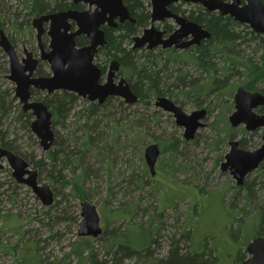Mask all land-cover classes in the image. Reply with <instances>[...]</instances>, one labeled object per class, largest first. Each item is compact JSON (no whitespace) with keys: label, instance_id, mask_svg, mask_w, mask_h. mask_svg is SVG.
<instances>
[{"label":"rangeland","instance_id":"rangeland-1","mask_svg":"<svg viewBox=\"0 0 264 264\" xmlns=\"http://www.w3.org/2000/svg\"><path fill=\"white\" fill-rule=\"evenodd\" d=\"M25 1L0 0L2 14L9 22L4 31L12 39L20 59L25 58L26 51L33 52L35 57L39 58L37 30L33 28L31 32L22 34L11 26L14 17L12 15L22 12ZM183 9L191 8L187 5ZM165 25L176 26L173 21H168ZM45 29H49V26L46 25ZM43 43L45 48H49L50 38L47 35L43 37ZM253 48L254 44L239 47L244 56L252 55ZM216 62H220L219 59ZM41 64L44 76H51L49 65ZM179 67L183 73H188L191 80L208 78V75L196 70L192 64L175 66L176 69ZM0 68L3 69L0 72V93L7 91V101L11 102L15 97V84L8 78L9 59L1 48ZM119 79L116 77V80ZM243 82L245 79L242 77H232L227 85L229 88L220 90L225 92L223 95L218 91L198 99L196 95H188V88L183 86L174 90L172 98L167 97L182 107L188 115L196 110L208 111V116L203 121L204 126L197 131L193 141H186L185 128L177 125L172 113L156 107V100H152L150 106L138 103H125V106H122L123 100L118 98L119 100L100 106L95 115L88 116L87 108L91 104H97L79 98L71 113L60 118L58 124L54 125L56 144L50 151L58 152L57 162L49 158L50 151L45 152L32 130L31 133L28 132L24 123L18 119L22 105L19 101H13L10 113L2 120L1 129L8 133L10 140L16 141V145L28 159L44 163L43 169L35 168L39 172V181L56 190L55 202H59V205L51 210L52 206H44L30 188L16 182L5 161L4 169L0 170V264H33L35 251L45 264H77L75 255H66L71 252L72 244L79 239L78 230L82 220L80 205L83 201L72 197L71 185L64 186L61 182L71 183L83 172L87 174L84 182L88 197L86 201L97 207L103 228L107 225L105 216L109 218V212L121 205H137L139 213L134 220L148 223L155 211V200L160 197L159 191L150 193V189L157 185L158 180L165 183L158 201L159 209L170 204L172 194L179 201L175 210L167 208L162 217L153 218L154 224L162 221V228L157 236L161 247L157 250L153 247L155 256H166L171 238H180L185 233L188 214L195 212L193 229L189 232L192 250L199 253L206 248L215 250L216 264H242L241 251L247 252V246L259 231L261 217L257 215L242 218L238 210L245 203L242 198L245 193L233 202L232 188L235 181L230 172H222L221 165L230 151L232 139L227 138L226 131L230 126L229 117L235 111L234 95ZM199 83L203 84L204 81ZM261 87V84L256 85V88ZM38 92L40 94L35 96L36 99H43L48 95L47 92ZM130 124L134 126L131 129L128 127ZM243 130H246L243 126L233 129L235 140H246L248 151L259 148L264 129L258 132L247 131L246 134ZM86 134L92 135L95 148L83 151L81 145ZM138 134L142 138L139 143L136 141ZM170 139L179 143L178 151L166 155L161 153L160 160L171 157L173 166H182V171L177 175V184L172 179L165 178L164 174H156L153 177L155 180L150 181L149 185L140 187L137 180L141 178L146 164L145 148L151 143L158 144ZM78 152H82L80 164L76 162ZM109 168L112 169V175L109 174ZM247 179L255 182L256 196L264 202L262 166ZM124 224L122 220L112 222L109 230L116 227L124 231ZM17 226L23 228V239L9 230ZM129 238L144 240L145 236L130 232ZM88 240H91L95 257L111 264L116 249H109V236L102 235ZM206 241L209 242L207 247ZM10 247H13L15 254H20L18 262H15V256L8 252ZM125 264H136V261H126Z\"/></svg>","mask_w":264,"mask_h":264},{"label":"trees","instance_id":"trees-1","mask_svg":"<svg viewBox=\"0 0 264 264\" xmlns=\"http://www.w3.org/2000/svg\"><path fill=\"white\" fill-rule=\"evenodd\" d=\"M225 1V0H224ZM245 4L246 0H241ZM264 4V0H262ZM125 6L128 8L132 18L135 22L127 21L119 23L116 29H109L106 31V45L101 48L96 56L95 63L102 68L103 72L111 64L117 63L119 71L117 78L124 77L129 83L131 90L139 98L138 104L150 106L152 100L159 97H173L174 90L179 87L188 88V95H196L198 99L202 96H209L213 92L224 90L228 86V82L232 77H242L245 79L240 86L245 87L250 91H261L264 93V36L253 32L249 26L241 25L234 21L229 16L221 15L220 13H210L206 11L201 5H188L191 9L184 10V4L180 6H173L171 9L174 13L181 14L189 20L202 25L211 33V39L204 41L200 46L189 48L185 51H179L176 48L163 49L158 48L149 51L146 48L135 50L134 39L139 36L151 24V2L147 0H124ZM2 5V4H0ZM187 6V5H185ZM70 9L81 10L83 7L74 5L70 0H26L23 2L22 12L16 13L12 16L13 24L11 25L16 32L22 34L26 31L33 30V22L37 18L49 14L63 12ZM3 11L0 8V31L3 30L7 24L9 25L6 16H3ZM5 15V14H4ZM32 23V24H31ZM164 29L169 33L175 30V27L165 25ZM5 32V31H4ZM6 34V33H5ZM9 38V37H8ZM9 40L14 45L11 38ZM78 46H86L89 40L85 37H80L76 40ZM254 44L253 54L244 56L239 47ZM15 46V45H14ZM260 55L258 56V54ZM220 62H216L218 60ZM192 64L196 70L201 71L202 74L208 75V78L189 79L188 73H183L181 67ZM42 64L37 69V76L44 77ZM7 71V68H5ZM3 69L0 68V72ZM223 77L219 79V77ZM46 77V76H45ZM204 81L203 84L199 82ZM257 84L263 87L256 88ZM239 86V87H240ZM229 88V87H228ZM225 92L220 91V95ZM40 92L32 89L33 100L42 101L45 103L53 113V128L60 121V118L68 116L76 106L79 97L69 92H56L46 97L35 98ZM185 94V95H187ZM232 94V93H231ZM8 92L0 93V147L6 148L15 152L24 158L32 167L43 169L44 163L42 161L34 162L33 159H28L20 148L16 145V141L10 140L8 133L4 132L2 127V120L10 113L13 101L18 102L14 97L11 102L7 101ZM50 96L52 98H50ZM118 98H109L108 103H112ZM136 103V104H137ZM121 105L125 106V102L121 101ZM100 106L91 104L87 108L88 116L95 115ZM259 113H264V109L259 110ZM18 119L24 123V126L31 133V125L34 121V116L31 112H24L20 109L18 112ZM130 129L134 126H128ZM226 131V129H225ZM246 134L247 131L243 130ZM227 138L235 139L233 129L228 127ZM56 138V137H55ZM136 140V138H135ZM142 140L141 136L137 135V142ZM231 140V141H232ZM158 142V141H156ZM241 148L246 150L247 141L240 140ZM56 144L54 140L53 146ZM178 142L170 139L167 142H158L162 149V154H172L178 151ZM52 146V147H53ZM95 148L93 144V137L91 134H86L85 140L81 145L83 151L89 148ZM58 152H49L48 156L53 161L57 162ZM76 162L80 164L82 160V152H78ZM65 160L64 163H66ZM264 169V165H262ZM182 171V166H173L171 157L161 159L157 165V174L173 180L175 184L177 175ZM109 174L112 175V169L109 168ZM87 174H82L75 177L73 182H61L64 186H72V197L82 200L83 202L88 199L87 192L84 189V182ZM144 179H146L144 181ZM157 179V178H156ZM155 180L148 167L144 164L141 178L138 179L140 187H146L149 182ZM172 181L171 183L174 184ZM255 182L246 180L243 187L233 186L232 200L242 197L244 205L238 211L243 217H261V225L255 238L264 237V202L256 196L254 189ZM165 188V183L157 180V185L150 189V193H160ZM55 198L57 196L56 190L53 189ZM155 200V211L148 223L136 222L134 217L139 213L137 205H121L115 210L109 212V218L105 216L106 227L103 228V234L109 236L108 247L109 249H116L114 252L111 264H125L126 261L135 260L136 264H216L217 257L215 250L206 248L203 252L199 253L192 250V242L189 239V232L192 231L194 225V218L196 213L188 214L186 221L185 233L180 238L176 236L170 240L169 250L166 256L160 258L155 256V250L160 249V243L157 236L160 234L162 228V221L154 224V216L162 217L167 208L176 209L177 199L172 194L170 204L163 209H159L158 201ZM59 205V202L50 208L53 209ZM81 207V205H80ZM11 217V216H9ZM8 217L6 218V222ZM124 221L125 230L121 231L119 228L109 230V226L115 221ZM6 225V223H5ZM7 226V225H6ZM9 230L20 235V239L24 237L23 228L11 227ZM133 232L139 236H145L144 240L131 239L129 233ZM156 236V237H155ZM208 241L205 242V246ZM206 246V247H207ZM9 248V246H5ZM153 247L155 250L153 251ZM8 250L10 254L15 256V262H18L19 255L15 254L13 247ZM24 247L22 248V250ZM21 250V251H22ZM32 258L33 264H45L43 259L34 252ZM75 255L78 259L77 264H109L107 261H99L94 253L91 240L88 238H79L72 244L71 252L66 255L70 257ZM247 258V252L241 251V262ZM142 262V263H140Z\"/></svg>","mask_w":264,"mask_h":264},{"label":"water","instance_id":"water-1","mask_svg":"<svg viewBox=\"0 0 264 264\" xmlns=\"http://www.w3.org/2000/svg\"><path fill=\"white\" fill-rule=\"evenodd\" d=\"M74 5L81 3L95 7L90 11L70 9L37 18L33 27L37 30V41L40 57L26 51L25 58H19L17 50L3 30L0 31V48L9 59L8 76L15 84V97L22 105L24 112H31L34 121L31 125L33 134L39 139L45 152L51 150L55 131L53 113L42 101L33 100L32 89L47 92H69L91 103L103 105L109 98H120L126 104L134 105L139 98L131 90L124 77L116 80L119 71L117 63H112L105 83H101L102 71L94 63L99 48L107 43L103 25L116 29L119 23L135 22L124 0H70ZM178 3L201 5L210 13L229 16L235 22L246 25L256 34L264 36V4L262 0H151V24L144 32L135 37L133 49L147 48L152 51L158 48H176L180 51L200 46L211 39V33L204 26L170 10ZM166 20H174L177 30L167 34L157 27ZM45 25L49 29H45ZM50 38L48 50L43 43V36ZM80 36L89 38V45L78 47L76 39ZM47 63L52 72L49 77H37L36 71L40 63ZM235 111L229 117L233 129L245 127L248 132L264 129V93L250 91L243 86L238 87L234 95ZM156 107L170 112L176 118L178 126L185 128L186 141H193L197 131L204 126L208 116L206 109L186 114L182 107L167 97H159ZM162 150L156 143L149 144L144 150V160L152 177L157 174V163ZM7 162L12 176L19 184L30 188L46 207L55 203V193L47 183L39 181V172L24 158L15 152L0 147V170ZM264 163V135L262 144L253 151L240 146L238 140L230 141V151L226 161L221 165L223 173L230 172L237 187H243L248 176L257 171ZM81 217L78 237L96 239L102 236V217L95 205L88 201L81 203ZM249 257L242 264H264V237L252 240L247 246Z\"/></svg>","mask_w":264,"mask_h":264},{"label":"flooded vegetation","instance_id":"flooded-vegetation-1","mask_svg":"<svg viewBox=\"0 0 264 264\" xmlns=\"http://www.w3.org/2000/svg\"><path fill=\"white\" fill-rule=\"evenodd\" d=\"M225 1H230V0H225ZM184 4V6L185 5H194V4H186V3H178V4H175V5H172L171 7H170V10L172 11V7L173 6H180V5H183ZM76 6H80V7H83V9H81L82 11H90V12H92L94 9H95V7H90L89 5H85V4H83V3H81V4H79V5H76ZM173 12V11H172ZM174 13V12H173ZM175 14H177V13H175ZM177 15H181V14H177ZM182 16V15H181ZM184 17V16H183ZM168 21H173L174 23H175V21L174 20H166L165 22H163V23H160V24H158L157 25V27L159 28V29H161L162 30V28L164 27V24L165 23H167ZM175 25H176V23H175ZM46 26V25H45ZM177 25L175 26V30L174 31H172L171 33H169L168 32V30H166V29H164L163 28V31H166L167 32V34L169 35V34H172V33H174L176 30H177ZM109 29H113V28H110L107 24L106 25H103L102 26V30L105 32V35H106V31H108ZM46 30H48V29H46ZM144 32V31H143ZM46 35V34H45ZM44 35V36H45ZM43 36V37H44ZM80 37H85V38H87L86 36H80ZM80 37H78V38H80ZM77 38V39H78ZM76 39V40H77ZM88 40H89V38H87ZM107 41V40H106ZM89 45V43L86 45V46H88ZM78 46V45H77ZM78 47H85V46H78ZM101 48H103V47H101ZM101 48H99V50H98V52L96 53V55H95V58H94V63H95V60H96V56L98 55V53H99V51L101 50ZM47 50H48V48H46ZM147 49V48H146ZM150 51V50H149ZM180 51V50H179ZM185 51V50H184ZM22 60V59H21ZM42 63H44V62H42ZM41 64V63H40ZM39 64V65H40ZM47 64V63H46ZM96 64V63H95ZM48 65V64H47ZM97 65V64H96ZM98 66V65H97ZM99 67V66H98ZM100 68V67H99ZM101 69V71H102V76H101V80H100V82L101 83H105L106 81H107V77H108V75H109V66L107 67V69H106V71L105 72H103V70H102V68H100ZM37 72V71H36ZM35 76H37V74H35ZM37 77H39V76H37ZM45 77V76H44ZM116 77H117V75H116ZM35 90V89H34ZM157 100V99H156ZM108 101H109V99L105 102L106 104H108ZM104 103V104H105ZM97 104V103H96ZM103 104V105H104ZM98 105V104H97ZM99 106H102V105H99ZM258 132V131H257ZM159 161H160V159H159ZM158 161V162H159ZM157 165H158V163H157ZM249 257V255H248V253H247V258ZM246 258V259H247ZM243 263V262H242Z\"/></svg>","mask_w":264,"mask_h":264}]
</instances>
